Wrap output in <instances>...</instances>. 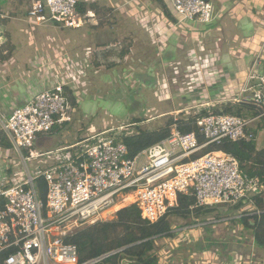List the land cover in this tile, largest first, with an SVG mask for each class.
I'll return each mask as SVG.
<instances>
[{
  "label": "built area",
  "instance_id": "obj_1",
  "mask_svg": "<svg viewBox=\"0 0 264 264\" xmlns=\"http://www.w3.org/2000/svg\"><path fill=\"white\" fill-rule=\"evenodd\" d=\"M81 1L35 0L27 12L28 25L32 31L48 23L81 29L96 18L93 11H79ZM169 3L180 22L207 25L215 20L210 1ZM6 19L0 1L3 34ZM68 57L69 61L60 59V66L55 58L42 61L36 71L46 79L44 87L30 94L22 105L14 106L8 116H0V135L11 142L21 163L18 167L25 168V173L17 168L9 178L6 159L0 163V256L8 253L4 264H96L104 257L81 263L78 247L68 243L67 238L98 222L114 220L118 211L132 205L140 210L143 220L157 223L178 206L180 195L194 197L193 208L240 206L238 217L264 213L255 206L256 198L264 195V182L245 174L235 156L222 151L204 152L227 140L257 142L256 122L264 117V72L250 74L237 95L224 99L225 106L248 104L260 114L252 118L228 114L223 107L218 108L220 102H202L196 97L207 79L216 74V59L190 52L189 65L184 69L189 88L181 85L176 92L189 98L190 106L171 112L173 124L167 139L130 157L125 139L133 136L128 130L132 124L119 123L77 144L37 151L34 147L40 136L72 122L77 105L71 96L77 100L82 94L75 92L81 75L93 67L92 62L80 63ZM175 71L183 72L178 68ZM170 88L164 79L155 95L168 101L173 98ZM190 110L194 111L193 117H181ZM191 120L197 130L182 132L181 122ZM41 177L48 186L45 201L35 184ZM187 233L184 229L177 239L181 241ZM201 254L206 261L219 259L217 253L212 254V259L205 257L208 252ZM172 256L165 253L160 263L167 264L165 260L169 258L173 263ZM254 262L252 258L238 257L236 264Z\"/></svg>",
  "mask_w": 264,
  "mask_h": 264
},
{
  "label": "crops",
  "instance_id": "obj_2",
  "mask_svg": "<svg viewBox=\"0 0 264 264\" xmlns=\"http://www.w3.org/2000/svg\"><path fill=\"white\" fill-rule=\"evenodd\" d=\"M0 1L2 11L7 16V19L3 21L4 34L2 38L0 37V50L7 42H10L13 46L16 45V53H22V56L18 59L19 63L15 66L12 60L16 59V55L1 63V65L7 66L5 69H8V72L12 75L0 79V116H8L14 106L22 105L30 94L38 92L44 87L46 79L34 71L42 61L53 59L57 54L60 55L64 51H67L69 55L71 53V58L78 60L80 63H83L81 60L89 62L94 60V62H97L98 75L92 73L93 76L90 79L94 83L100 84L99 89H105L106 86L111 85L114 90L115 97L106 93L101 98L99 96L95 97L96 94L91 95V101L83 102L81 105L85 112L89 114L96 113L97 109H102V103H108L114 109L116 106H126L127 102L122 103L123 96L121 92L129 86L126 79H122V75L123 73H129L136 81V65L134 62V65H131L128 61L129 65L127 67L122 66L121 60L127 61L129 58L127 53L123 59H118L117 55L120 56L121 51L119 49L121 47L118 49L113 45L116 42L115 31L111 33L109 30L106 31L107 27L101 28L99 25H87L81 29H68L55 23L36 27L32 31L27 22V12L35 0ZM3 1H5V4H3ZM208 1L215 8V20L211 24L187 22L183 23V29L176 30L175 28L178 27L176 23L179 19L171 8L169 0H151V3H147L146 6L148 10L150 9L148 6L156 9L153 14L155 16L146 20L143 19L140 24L146 29L153 27L157 34L155 31L142 30L143 28H139V25L137 27L138 22L136 19L128 21L127 25L130 27L135 25L136 27V31L132 32L134 44L132 41L129 42L130 45L133 44L132 49L135 48V51L138 41H142L146 46L150 45L151 40L148 38L149 35H146L147 33H150V37L155 40L152 39L153 43L159 42L158 44H161L156 49L158 56L156 64L152 62L153 64L151 63L149 66L152 73H163L164 70L175 67L183 71L189 65V62L185 64V61L190 52H196L197 55L203 58L210 56L216 59L217 63L214 67L216 74L214 77L207 79L206 85L197 93L196 97L202 102H220L217 104L219 108L225 106L224 99L238 94L246 84L250 74L264 72V0ZM88 2L89 0H82L80 4L87 6ZM151 4L155 5L152 6ZM143 8L146 9L144 6L141 7V9ZM166 35L167 37L164 39ZM94 47L99 48L101 52L93 50ZM159 67L160 70L158 71ZM33 69L32 74L31 70ZM153 70L157 72H153ZM149 86L144 85L143 87L139 86V88L143 92ZM97 93H100L99 90ZM182 97L181 99L179 94L175 95L172 104L177 103L175 106L181 108V101L183 100L182 102L186 103L189 100V98ZM258 150L264 149L260 148ZM2 154L3 150L0 149V158ZM241 228L243 229L242 226ZM232 230L231 228L227 239L217 238L220 242L217 244L229 245L228 249L231 252L229 254L224 253L220 258V254L215 251L219 255V259L215 262L223 264L226 260L240 253L248 258L257 256L258 260L254 263L264 264V251L255 246L252 241L253 235L242 240V237L237 238L234 236L233 233L236 231ZM247 232L252 231L247 230ZM200 234L203 238L204 235L201 232ZM212 234L213 237H216V233L212 232ZM207 240L212 241V238ZM201 241L206 244L205 239H201ZM215 253H213L214 256ZM209 255H212V252H209L205 257Z\"/></svg>",
  "mask_w": 264,
  "mask_h": 264
},
{
  "label": "rangeland",
  "instance_id": "obj_3",
  "mask_svg": "<svg viewBox=\"0 0 264 264\" xmlns=\"http://www.w3.org/2000/svg\"><path fill=\"white\" fill-rule=\"evenodd\" d=\"M16 2H18V0H16ZM147 3L150 4L151 0H89L86 6L87 11L95 12L96 18L91 19V21L88 22L86 26L99 25L101 28L107 27L106 31L109 30L111 33L115 31L116 42L113 43V45L118 49L119 47H121L119 49L121 51V54L120 56L117 55V57L118 59L121 60L128 53L127 57L129 59L127 61L121 60L122 66L127 67V65L129 64L136 65L135 66L136 81L129 73H123L122 79L123 80L126 79V82L129 86L128 88H125L121 92V95L123 96L122 103L127 102L126 106L120 105V107L116 106L114 109V107H110L108 103H102L101 108L103 110L97 109L95 111L96 113L89 114L84 111V108L81 105L83 104V102L85 103L87 101H91L90 99L91 95L96 94L95 97L99 96L101 98L105 96L104 93H106L107 95H111L115 97L114 90L112 89L111 85L106 86L105 89H99L100 84L99 83L96 84L92 79H90L91 76H93L91 75L92 73L94 74L96 73L95 75L97 76L99 71L98 67L96 66L97 62H94V60H92L93 67L89 68L81 75L82 76V79L80 81L81 84L78 85V89L75 90V92L77 93L82 92V94H79L76 100L77 112L73 116L72 122L69 123L68 126L65 125L62 128H56L52 134L40 136L36 141L34 147L37 151L46 152V151L56 150L57 148L60 147H66L77 144L85 139L93 138L99 134L100 135L104 134L105 130L107 131V129L116 128L120 126L119 123L125 125L132 124L131 127L128 129L129 132L132 133V135H136L140 131L153 132L162 129L170 130V127L173 124V117L171 115V112L179 109L187 108L186 106H190V103L188 102L183 104L182 102L183 100L180 103L181 108L175 106L177 105V103L172 104L173 103L172 100L174 99V96L176 95V92L178 90L177 88H180L181 85L185 88H189V85H187L186 82V77L184 75V70L182 73L181 72L179 73V71L177 73V71H175L176 67L173 69L169 68L167 70H164L163 73L160 72L152 73V70H150L149 67L150 64L152 62L156 64V61L158 60V56L156 54L157 46H161V44L160 45L158 44L159 42L153 43L152 41L153 38L150 37L151 35L150 33L146 34L147 36L149 35L148 38L151 40V42L149 40L150 45L146 46L142 41H138L136 51L135 48L132 49L134 44L132 32L136 31V27L135 25H133V27L127 25L128 21L136 19V21L138 22L137 27L139 25V28L141 27L143 28V29L141 28L142 30H145L147 32L155 31V33L157 34V31L154 30L153 27L152 28L149 27L148 29H146L144 28V26L140 24V21H142L143 19L146 20L147 18L155 16V15L153 16V14L155 13L156 9L148 6L150 8L149 11L146 6ZM3 4H5V1H3ZM151 5L153 6L155 4H151ZM91 6L92 8L93 7L94 8L92 9ZM143 6L146 7V9L144 8L141 9V7ZM120 21H122L121 22L122 25L120 24ZM176 24L178 26L177 28H175L176 30L184 28L183 22L178 21ZM111 37L113 39V35ZM166 37L167 35L164 36V39ZM130 41H132L133 44L130 45L129 44ZM116 44H118L119 46ZM98 49L99 48L96 47L93 48V50H97L101 52V50ZM66 52L67 51H64L62 54L60 55L57 54L56 57H54L55 59H57L56 60L57 66H60V59L62 58L68 59L69 61L68 56H70L71 53L70 55L68 53L67 56ZM13 56L16 57V59L12 60V63L15 66L19 63L18 59H20L22 53L20 54L16 53V45L13 46L12 44H10V42H7V44L3 47V49L0 50V65L2 61H6L9 58H13ZM82 61L86 63V60L85 61L81 60V62ZM128 61L130 62L129 64L127 63ZM188 61L189 60L187 56V60L185 61V64H187ZM5 68H7V66L4 64L0 66V79L2 77L7 78L8 75L9 76L12 75V73L10 74V72H8V69ZM159 70L160 67L158 68V71ZM179 70L181 71V69ZM32 71H34V69L31 70V72ZM34 72L39 73L38 71H34ZM153 72H157V71L153 70ZM39 75L41 74L39 73ZM164 79H167L171 86L170 91H171V96L173 98H170L168 101L160 100L155 95L156 93L160 92V84L164 81ZM130 80L131 82L129 83ZM136 82H138V84H136ZM143 84L150 86L146 87L145 90L142 92L139 86L143 87L144 86ZM0 86H1V81H0ZM98 90L100 92L99 94L97 93ZM141 94L143 97L141 96ZM74 98L76 99V97ZM180 98L182 99L183 97L180 96ZM129 105L131 107H128ZM230 106L231 105L225 106L223 107V109L229 108ZM148 110H150V112H148ZM187 113L186 114L182 113L181 117L183 118L193 117L194 111L190 110ZM243 114L247 115L246 112H243ZM248 118H252V117H248ZM136 121L139 123H137ZM256 127H259L260 129L258 131V136H257V148L264 149V117H262L259 121L256 122ZM109 135L110 134H105L104 136L106 137ZM1 148L4 150L0 158L1 163L3 159H6L7 161L6 163L9 165V170H7L8 177L10 178L16 172L17 168L18 170L21 168L20 171L25 173L24 167H18L19 159L13 147L9 149L6 147L4 148L2 146ZM7 149L11 151L6 152L5 150ZM19 164L21 165L20 162ZM214 209H216L217 212L211 214L208 217V219L206 220L207 223L198 220L197 224L194 226H188L190 221L171 217L170 219L173 223L174 228L176 229L175 236L172 237V240L174 239L175 243H173L169 239L160 240L157 245L156 254L159 255V257L162 258V260L165 259V253L167 254L172 253L174 257H179L180 260H183L185 248H187L190 251L191 247L195 249V247H197L198 245H200V247L198 248H202V249L208 248L207 252L208 253L212 252L213 254L215 253V251L218 252L215 247L216 246L215 244L220 242L218 241L217 238H221L224 240L227 239L231 228L234 230V232L236 231L235 233H233L234 236H236L237 238L242 237V240H244L245 238H249V236L253 235L252 232L248 233L247 229H242L241 225L239 224H237L236 227L233 226L234 224L231 222V219H235V216H234V210L232 208L227 207L225 205H221L214 207ZM113 217L114 219H116L117 214H115ZM107 221H112V220H107ZM184 229L188 230V233L184 234V236H182V240L179 241L178 239L180 238L177 239L178 236L177 234L183 232ZM200 232L204 235L203 238H201L202 235L200 234ZM212 232L216 233V237L212 236L213 235ZM200 238L205 239L206 244H203V242L202 244H200L201 243ZM208 238H212V241H208L207 240ZM250 240L252 239L250 238ZM210 246L212 247L210 248ZM223 248H227L228 251L226 252L228 254L231 252L228 249L229 245H225ZM219 254L221 258L223 254L221 253ZM203 256L204 255L201 253H195L192 258L193 260L190 259L191 261L189 262H192V264L194 263L208 264L207 261H211L213 264H216L214 260L206 261V259H203ZM206 258L212 259L213 255L209 257L207 256ZM169 260L166 259L165 261L168 262Z\"/></svg>",
  "mask_w": 264,
  "mask_h": 264
},
{
  "label": "trees",
  "instance_id": "obj_4",
  "mask_svg": "<svg viewBox=\"0 0 264 264\" xmlns=\"http://www.w3.org/2000/svg\"><path fill=\"white\" fill-rule=\"evenodd\" d=\"M208 1V0H207ZM92 8V6H91ZM94 8V7H93ZM92 8V9H93ZM78 9L81 13L87 11L86 5L79 4ZM91 9V10H92ZM73 104L77 105L76 99L71 96ZM224 111L228 114L255 117L260 113L252 105H235L225 108ZM246 112L247 115H244ZM251 115V116H250ZM137 122V121H136ZM139 123V122H137ZM182 132L188 133L196 131L194 120L188 123L181 122ZM259 127L256 134L258 136ZM170 136L169 129H162L153 132L140 131L138 134L129 136L125 139V144L129 150V156L135 157L143 150L167 139ZM0 146L11 149L12 144L4 135H0ZM222 151L235 156L241 166V170L251 178H259L264 182V150L257 149V142H231L224 141L219 146H211L204 152ZM36 189L40 198L45 201L48 191V186L43 177L36 180ZM264 197H258L255 201V206L259 210L264 211ZM195 198L190 195H180L178 206L172 209L166 217L151 224L142 219L140 210L135 206H128L117 212V218L112 221L98 222L95 225L89 226L67 238V242L75 244L78 247L80 262L86 263L94 260H100L96 264H161L159 255L156 254L158 242L162 239H169L175 236V228L171 221V217L190 221L188 226H194L197 221L206 222L211 214L217 212L214 208H193L195 207ZM240 206L232 208L234 210L235 219L231 222L236 227L241 225L243 229L252 231L253 242L255 246L264 251V213L261 215L240 216L238 210ZM207 223V222H206ZM234 235V234H233ZM202 244V241L201 243ZM226 245V244H225ZM224 244H217L215 247L221 254L226 253L227 248H223ZM213 246V245H212ZM210 246V248L212 247ZM200 245L193 247L194 251L185 249L183 260L179 257L172 256L173 263L167 264H192L190 258L195 253L207 252V249L198 248ZM217 252V253H218ZM238 255L246 258L243 254H236L233 258L225 261L226 264H235ZM8 253L0 256V264H4ZM254 261H257V256H251ZM236 261V262H235ZM223 262V264H225Z\"/></svg>",
  "mask_w": 264,
  "mask_h": 264
},
{
  "label": "water",
  "instance_id": "obj_5",
  "mask_svg": "<svg viewBox=\"0 0 264 264\" xmlns=\"http://www.w3.org/2000/svg\"><path fill=\"white\" fill-rule=\"evenodd\" d=\"M2 35H3V31H1V33H0V36L2 37Z\"/></svg>",
  "mask_w": 264,
  "mask_h": 264
}]
</instances>
